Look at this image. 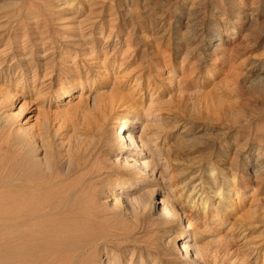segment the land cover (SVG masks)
I'll use <instances>...</instances> for the list:
<instances>
[{"label":"rangeland","instance_id":"1","mask_svg":"<svg viewBox=\"0 0 264 264\" xmlns=\"http://www.w3.org/2000/svg\"><path fill=\"white\" fill-rule=\"evenodd\" d=\"M257 73L264 0H0V185L53 178L88 264H264ZM89 154L102 173L66 177Z\"/></svg>","mask_w":264,"mask_h":264},{"label":"bare ground","instance_id":"2","mask_svg":"<svg viewBox=\"0 0 264 264\" xmlns=\"http://www.w3.org/2000/svg\"><path fill=\"white\" fill-rule=\"evenodd\" d=\"M215 48L219 50L220 45L216 44ZM252 78L251 82H264L263 73H257ZM71 90L72 89L69 88L66 91L67 94H69ZM129 125L130 123L128 120L120 123L118 133L124 126ZM123 135L124 137L122 140H130V137L125 136L126 134L124 132ZM18 139L19 147L20 149H22L21 152L27 153L26 147H32L31 142L29 144V141H27V139H25L24 137H20ZM98 142L100 144V140ZM5 148H3V150ZM122 148L125 149L131 147L127 142H124ZM90 149L93 151L92 148ZM1 152L2 148L0 147V153ZM85 156L86 158L84 157L72 160L74 162H72L71 165L68 166V170H66L65 173L66 177L70 173L84 170L80 178L81 181H92L93 177L102 173L103 166H101L100 162L98 163L97 160H92L93 156H91L90 154L89 156ZM28 163H30V159L28 160ZM50 164L52 163L50 162ZM7 165L5 167L6 171H10L7 175H9L12 179H20L21 182L19 181L20 183L16 185H0V188H2L0 189V264H88V260L83 259L82 256L85 253L86 247L89 245V243H91V239L85 240V243H83V245L81 246L79 244L80 247L78 246L77 250H75L77 247L72 248L70 244L74 243V240H79L80 242H82L84 241L83 239L90 236L92 233L91 225L87 222H79L78 220L75 221L76 219H72V217H70V219H72L71 222L65 220V217L63 219L58 218L57 215L61 213H58L56 216L54 215L49 218L50 214L54 212L52 208L56 207L55 205L52 206V204L46 203L51 201L48 198L51 197L52 193L50 191L41 190V188L45 187V185L48 184L50 180L52 181L53 178L51 179L47 176H43L44 174H41L42 171L39 170V173L38 167L37 171H33V166L31 167L32 171H29L26 174L22 173L20 175L21 177L19 176L14 178L12 177L14 173L11 170V163L7 162ZM50 166L52 165H49V167ZM20 167L23 168V165L20 164L19 168ZM34 167L36 169V166ZM59 176L56 175L55 179ZM83 184L84 183H82L81 185ZM125 184L128 187L133 188L135 182L127 181ZM202 201L203 202L201 204V207L205 213V210L209 204L207 203V201ZM55 204L57 205V203ZM81 211L80 213H82ZM186 216L187 222L184 223V229L190 230L192 229L193 225L199 223L198 221L197 223H195L196 220L194 217V212H190ZM76 225H78L79 227L76 228Z\"/></svg>","mask_w":264,"mask_h":264}]
</instances>
